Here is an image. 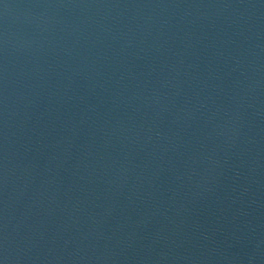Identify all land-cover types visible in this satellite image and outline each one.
<instances>
[{"label": "water", "instance_id": "1", "mask_svg": "<svg viewBox=\"0 0 264 264\" xmlns=\"http://www.w3.org/2000/svg\"><path fill=\"white\" fill-rule=\"evenodd\" d=\"M0 264H264V0H0Z\"/></svg>", "mask_w": 264, "mask_h": 264}]
</instances>
